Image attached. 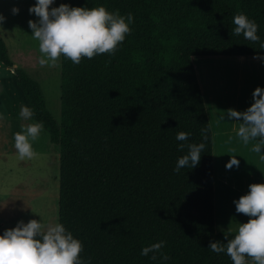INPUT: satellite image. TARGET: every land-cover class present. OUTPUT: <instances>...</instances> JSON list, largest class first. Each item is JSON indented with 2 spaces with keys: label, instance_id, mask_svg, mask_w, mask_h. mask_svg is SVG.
<instances>
[{
  "label": "trees",
  "instance_id": "trees-1",
  "mask_svg": "<svg viewBox=\"0 0 264 264\" xmlns=\"http://www.w3.org/2000/svg\"><path fill=\"white\" fill-rule=\"evenodd\" d=\"M61 4L103 6L134 18L115 54L82 57L78 65L60 57L58 124L36 82L11 68L0 38V65L10 68L31 119L43 122L58 147L57 223L81 241L80 258L91 264H233L226 251L208 248L210 241L226 245L225 237L235 234L214 232L211 131L192 59L264 56V0ZM238 12L258 25V42L233 34ZM179 132L190 133L188 141H178ZM201 142L206 148L198 166L174 171L188 151L179 145ZM160 241L167 261L140 255Z\"/></svg>",
  "mask_w": 264,
  "mask_h": 264
},
{
  "label": "clouds",
  "instance_id": "clouds-1",
  "mask_svg": "<svg viewBox=\"0 0 264 264\" xmlns=\"http://www.w3.org/2000/svg\"><path fill=\"white\" fill-rule=\"evenodd\" d=\"M52 4L53 0H36L35 5L28 9L30 14L34 13L39 18L36 22L29 20L28 26L33 38L39 42L41 57L38 63L41 67L55 65L62 55L78 65L82 57L92 59L98 54H115L117 45L130 33L129 25L134 22L132 13H128L125 18L118 10L110 13L103 6L89 9L61 4L49 10ZM18 12V8H12L14 15ZM4 20L5 17L0 15V23ZM233 23L236 26L234 35L243 34L249 41H259L258 25L243 12H238L233 17ZM260 48L264 49V43H260ZM252 99L254 102L246 111L228 109L226 114L229 120L240 121L242 118L237 136L245 144L259 138L252 151L261 153V145H264V89L256 87ZM19 115L24 120H30L34 112L22 105ZM42 129L43 122H34L13 134L14 147L21 160H31L38 155L30 141H36ZM189 136L190 133L179 132L176 139L186 142ZM201 138L202 141L207 140L206 129H201ZM185 147L188 151L178 159L174 169L177 173L182 168L198 166L206 144L181 143L178 150ZM233 166H239L236 156H231L225 165L226 169H232ZM233 203L237 213L250 219L246 223H239L233 239L227 240L225 237L226 245L210 241L208 248L216 254L226 251L233 264H246V256L254 264H264V184H250L249 192ZM165 243L160 241L144 247L140 255L149 256L152 253L150 259L155 261L159 254L163 261H167L169 256L162 252ZM82 250L81 241L75 239L70 231H66L61 223L44 225L35 219L27 224L20 221L16 227L5 230L0 235V264H91V258H80Z\"/></svg>",
  "mask_w": 264,
  "mask_h": 264
},
{
  "label": "rangeland",
  "instance_id": "rangeland-1",
  "mask_svg": "<svg viewBox=\"0 0 264 264\" xmlns=\"http://www.w3.org/2000/svg\"><path fill=\"white\" fill-rule=\"evenodd\" d=\"M35 3L36 0H0V15L5 17L0 29L4 31L11 68L21 70L36 82L46 110L58 124L60 59L55 65L41 67L38 63L41 57L39 42L33 38L28 26L29 20L36 22L39 19L28 11ZM59 6L60 0H53L49 10ZM13 7L19 9L18 14L12 13ZM203 64L205 70L209 68L212 72L208 76L210 79L204 75L205 70L201 73L199 69ZM192 65L196 79L202 80L204 75L210 83L215 78L225 80L229 86L227 96L239 98L240 102L252 98L256 87L264 89V59L193 58ZM0 99L3 101L0 106V229H12L18 222L27 224L32 219L44 225L57 223L58 147L49 142L42 129L38 139L30 141L38 155L31 160L19 158L13 134L34 121L20 117L24 105L21 94L13 85L10 68L1 65ZM246 264L254 262L247 261Z\"/></svg>",
  "mask_w": 264,
  "mask_h": 264
},
{
  "label": "crops",
  "instance_id": "crops-1",
  "mask_svg": "<svg viewBox=\"0 0 264 264\" xmlns=\"http://www.w3.org/2000/svg\"><path fill=\"white\" fill-rule=\"evenodd\" d=\"M4 31L0 29L6 51ZM230 57H264V56H230ZM200 58H224L200 57ZM201 73H205V67H199ZM207 77L212 75L209 68L205 70ZM226 73V70L224 71ZM202 76L198 80V87L203 100L208 124L211 131V148L213 152L212 173H213V215L214 232L216 234H233L236 232L239 223H246L250 218L242 213L236 212L234 200H238L242 195L249 192V185L253 183L264 184V145H261V153L252 151L254 145L259 141L250 140L245 144L237 136L240 121L229 120L227 110L233 109L244 112L254 102L252 98H246L244 102L236 100L228 94V84L222 79L211 81ZM205 79V80H204ZM208 79H210L208 77ZM3 101L0 99V106ZM231 156H236L239 166L226 169L225 165ZM220 232V233H218Z\"/></svg>",
  "mask_w": 264,
  "mask_h": 264
}]
</instances>
